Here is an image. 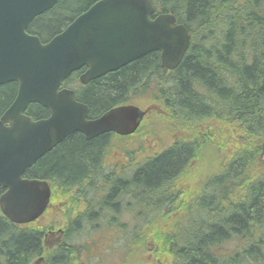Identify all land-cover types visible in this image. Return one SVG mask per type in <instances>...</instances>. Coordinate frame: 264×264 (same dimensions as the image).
Returning <instances> with one entry per match:
<instances>
[{"label": "trees", "instance_id": "1", "mask_svg": "<svg viewBox=\"0 0 264 264\" xmlns=\"http://www.w3.org/2000/svg\"><path fill=\"white\" fill-rule=\"evenodd\" d=\"M97 1L59 0L32 21L28 32L48 42ZM153 1L157 12L174 15L192 36L174 71L164 70L159 53H151L86 86L79 85L78 73L64 82L90 107L91 117L128 104L156 83L157 99L176 129V144L147 158L128 181L141 191L142 217L133 216L134 238L125 246L132 257L152 254L138 264L264 263V0ZM17 94V83L0 85V118ZM27 115L40 120L50 114L30 104ZM153 131L148 122L140 129L146 137ZM109 136L88 141L74 133L26 177L89 180L99 172ZM127 187L119 180L104 203H114ZM3 193L0 188V197ZM48 228L42 219L14 225L0 210V264H31L43 255L47 264H81L85 245L65 241L59 251L45 253ZM83 230L77 219L66 237ZM233 242L241 248L231 254L221 250Z\"/></svg>", "mask_w": 264, "mask_h": 264}, {"label": "water", "instance_id": "2", "mask_svg": "<svg viewBox=\"0 0 264 264\" xmlns=\"http://www.w3.org/2000/svg\"><path fill=\"white\" fill-rule=\"evenodd\" d=\"M59 0H0V85L15 82L16 100L0 120V198L3 214L14 224L36 221L46 210L50 187L24 178L25 172L67 136L82 133L92 140L106 133L134 134L146 112L135 105L109 110L88 120L89 107L62 88L72 73L86 67L83 85L117 71L153 52L161 66L176 69L190 47L187 27L171 14L154 20L153 0H100L47 43L27 33L34 18ZM37 103L50 117L25 115Z\"/></svg>", "mask_w": 264, "mask_h": 264}, {"label": "flooded vegetation", "instance_id": "3", "mask_svg": "<svg viewBox=\"0 0 264 264\" xmlns=\"http://www.w3.org/2000/svg\"><path fill=\"white\" fill-rule=\"evenodd\" d=\"M83 137L87 140L84 135ZM176 142V139L173 140L172 146L175 145ZM141 145L140 141L117 145L112 141V136H109V139L103 146L98 170L99 174L93 172L95 175L91 174L93 176H89L90 179H85L82 183H65L63 181L51 182L58 192L60 190L64 193L61 195L62 199L58 204H53L51 200L46 211L49 217L52 219L56 218L57 221L68 224L73 223L77 219H79L81 223H87L90 220L100 223L111 220L122 223L125 222L126 214H131L127 209L130 210L133 207L130 205L132 202L135 203V214L129 216H135V220L142 217L140 209L141 191L136 183H128L143 166ZM116 150H124L129 156L120 158L119 165L110 169V165H112L114 160L111 157H113V152ZM132 153L134 154L133 157H131ZM119 180L127 182L128 187L115 197L114 203H104V200L110 195L114 184ZM127 196H129V199H126ZM70 199L71 202H67ZM64 232L63 228L59 229L57 232H51L53 243L60 244ZM51 247H53V245ZM58 250H60V248H58Z\"/></svg>", "mask_w": 264, "mask_h": 264}, {"label": "rangeland", "instance_id": "4", "mask_svg": "<svg viewBox=\"0 0 264 264\" xmlns=\"http://www.w3.org/2000/svg\"><path fill=\"white\" fill-rule=\"evenodd\" d=\"M151 84L156 85V83H151ZM154 89L155 87L150 86V88H148L147 90L148 92L153 91V94L156 95L155 97L152 94L147 93L146 95H141L139 98H135L131 100V102H134V104L136 103L137 105L144 108H149L152 105V106H156L159 109V111L154 110L153 112H151L148 116L149 118L146 120V122L152 125V128L155 129V131H153V135L146 137L143 135L141 136V133H139L138 135L135 134L136 136L129 138L113 139L116 140L117 145H122L125 143L129 144V141H132L133 143L134 141H140L142 144L141 154H142L143 162L152 155L163 152L164 150L168 149L176 134V129L172 126V123L169 122L167 119L169 117V113L165 111L163 104L161 103V101L157 99L158 95L156 94V91H154ZM131 151L134 152L133 150ZM211 155H212L211 160L215 162L216 156L214 154ZM126 156L129 155L126 152H124V150L114 151L113 157H111L114 160L112 162V165H110V169L119 165L120 158ZM133 156L134 154L132 153L131 157ZM128 197L129 196H127L126 199H129ZM54 202H59V200H56ZM67 202H71V199L68 200ZM130 205L133 206V208L135 209L134 202H132ZM129 215L131 214H126L124 220L126 222V223L124 222L125 224H123L125 229L124 231L119 226L121 222L111 220L110 227L118 228L122 230V232L119 234L118 231L115 229L117 231L116 234L110 232V230L108 231L106 230L104 235H95V234L91 235L92 232L99 229V226L102 223L94 222L93 220H90L86 224L81 223V225L84 228L83 233L71 237L70 239L66 238L67 242L70 244L75 243L76 245H85L84 250H86V254L89 255H84L80 263L81 264H138V260H142V261L150 260L152 258L151 253L140 252L137 256L132 257L131 255H129V251H130L129 247L124 246L127 244L130 245L134 238V236L132 235L133 234L132 228L135 225V223L133 222V217ZM44 222L50 225V230H57L63 225V223L57 221L56 218L52 219L49 216L44 220ZM96 241H101L103 243L102 246H104L103 249L100 251V254H98L97 252L99 248H94V246L92 245ZM110 242H111V249H108V246H110ZM47 243L48 245L51 246L53 245V249L57 245L55 242L53 243V239H51V237L47 239ZM241 246L242 245L239 244L238 242H233L230 244H225L223 246L224 248L222 247L221 250L223 252H228L231 254L234 251L239 250ZM242 264H264V263H252V262L243 261Z\"/></svg>", "mask_w": 264, "mask_h": 264}, {"label": "bare ground", "instance_id": "5", "mask_svg": "<svg viewBox=\"0 0 264 264\" xmlns=\"http://www.w3.org/2000/svg\"><path fill=\"white\" fill-rule=\"evenodd\" d=\"M35 19V18H34ZM237 90V89H236ZM202 136V135H201ZM97 138V137H96ZM203 138V137H202ZM202 143V142H201ZM158 156V155H157ZM42 158V157H41ZM197 159V158H196ZM183 177V176H182ZM180 179V178H179ZM224 200V199H223ZM220 215V214H219Z\"/></svg>", "mask_w": 264, "mask_h": 264}]
</instances>
